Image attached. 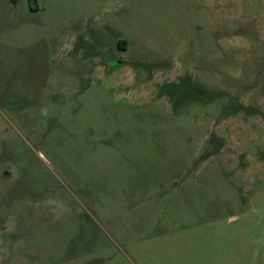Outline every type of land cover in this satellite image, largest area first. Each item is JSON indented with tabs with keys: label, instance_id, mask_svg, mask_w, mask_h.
I'll return each mask as SVG.
<instances>
[{
	"label": "rangeland",
	"instance_id": "1",
	"mask_svg": "<svg viewBox=\"0 0 264 264\" xmlns=\"http://www.w3.org/2000/svg\"><path fill=\"white\" fill-rule=\"evenodd\" d=\"M0 264H264V0H0Z\"/></svg>",
	"mask_w": 264,
	"mask_h": 264
},
{
	"label": "water",
	"instance_id": "2",
	"mask_svg": "<svg viewBox=\"0 0 264 264\" xmlns=\"http://www.w3.org/2000/svg\"><path fill=\"white\" fill-rule=\"evenodd\" d=\"M118 62H120V61H118Z\"/></svg>",
	"mask_w": 264,
	"mask_h": 264
}]
</instances>
